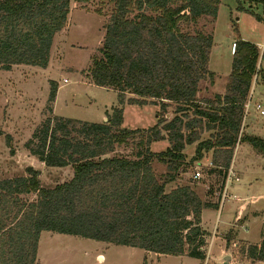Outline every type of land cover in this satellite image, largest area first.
<instances>
[{"label": "trees", "instance_id": "1", "mask_svg": "<svg viewBox=\"0 0 264 264\" xmlns=\"http://www.w3.org/2000/svg\"><path fill=\"white\" fill-rule=\"evenodd\" d=\"M96 1L109 2L114 12L89 75L95 86L117 93L118 106L102 123L54 116L58 84L51 82V115L27 148L47 168L72 167L73 177L44 188L40 173L28 168L27 176L0 180V264H38L43 232L205 260L211 235L202 214L219 206L203 202L190 185L177 184L178 177L212 154L208 176L223 190L238 142L264 156L263 139L240 136L253 83L264 77L261 49L237 40L227 93L202 102L201 82L214 79V38L183 29L205 17L216 19L222 0H0V68L47 69L71 2ZM242 1L264 6V0ZM149 104L165 114H157L155 126L144 133L123 128L126 105ZM171 104L174 117L167 120ZM204 133L210 138L201 140ZM137 136L142 139L135 159L115 155ZM162 141L170 147L153 153L150 146ZM194 144L195 156L186 161L183 153ZM155 159L167 166L162 179L155 175ZM32 195L36 200L27 199ZM241 254L264 263V242L243 247Z\"/></svg>", "mask_w": 264, "mask_h": 264}, {"label": "rangeland", "instance_id": "2", "mask_svg": "<svg viewBox=\"0 0 264 264\" xmlns=\"http://www.w3.org/2000/svg\"><path fill=\"white\" fill-rule=\"evenodd\" d=\"M243 7V10H239ZM114 6L107 1L87 4L71 2V11L65 28L53 42L47 69L33 66H14L10 71L0 68V180L27 176L33 167L40 173L44 188H54L69 181L73 170L47 168L27 148L34 132L51 115L48 110L51 82L58 84L53 115L89 123L107 121L112 108L118 106V95L110 89L97 87L90 79L89 69L99 57L103 47L109 19ZM184 32L206 33L214 36L209 69L221 74L232 68L235 40L260 45V66L264 71V6L252 5L242 0H222L216 19L205 17L191 24ZM231 75V74H230ZM231 76L209 78L200 84L198 94L202 102L224 96ZM131 96L128 95L127 99ZM264 77L253 83L246 104L245 118L240 136L264 140ZM249 107L247 108V106ZM123 128L146 130L157 124V114L164 116L159 105L124 107ZM175 105L171 104L166 119L174 117ZM210 138L204 133L201 140ZM141 136L127 146L117 149L115 155L136 158ZM197 144L185 149L186 161L195 156ZM168 141L153 143V153L165 152ZM143 149V147L141 148ZM212 168V154L206 155L200 165H193L181 172L177 184L190 185L203 202L214 203L219 209L204 210L205 227L210 238L206 259L157 255L144 250L116 246L84 239L43 232L40 237L38 264H264L252 263L243 258V247L260 246L264 242V156L250 144L238 142L230 170L239 182L232 181L227 199L222 203L224 189L215 177L208 176ZM155 175L162 179L167 166L157 159L153 162ZM197 172L200 178H195ZM37 195L28 197L36 200ZM229 258V261H226Z\"/></svg>", "mask_w": 264, "mask_h": 264}, {"label": "built area", "instance_id": "3", "mask_svg": "<svg viewBox=\"0 0 264 264\" xmlns=\"http://www.w3.org/2000/svg\"><path fill=\"white\" fill-rule=\"evenodd\" d=\"M249 107V105L247 106V108ZM256 109L258 111H260V114L262 116H264V110L262 109V105L260 104H257L256 105ZM201 177V173L200 172H197L195 174V178H200ZM232 181H235V182H239V178L236 177V175L234 174V172L232 170H229V173H228V176H227V180H226V183H225V186H224V194H223V197H222V203L227 199V193H228V188H229V185Z\"/></svg>", "mask_w": 264, "mask_h": 264}, {"label": "crops", "instance_id": "4", "mask_svg": "<svg viewBox=\"0 0 264 264\" xmlns=\"http://www.w3.org/2000/svg\"><path fill=\"white\" fill-rule=\"evenodd\" d=\"M213 38H214V36H213ZM237 40H235V42H236ZM256 45H258V44H256ZM235 46V44H233V47ZM259 47H260V45H258ZM234 52V51H233ZM234 54V53H233ZM209 71L213 74V76H214V79H213V82H214V80L216 79V78H218V77H221V76H230V74H231V70L228 72V73H224V74H221V73H218V72H212L210 69H209ZM213 84V83H212ZM114 108V107H113ZM125 110V109H124ZM42 164V163H41ZM70 167V166H69ZM30 168H32V169H34L33 167H30ZM68 168V167H67ZM72 168V167H71ZM35 171H38V170H36V169H34ZM73 170V169H72ZM72 177H73V174H72ZM72 177L70 178V180L72 179ZM39 179H40V177H39ZM69 180V181H70ZM40 181H41V179H40ZM69 181H66V182H69ZM65 183V182H64ZM63 184V183H62ZM58 185H61V184H58ZM207 210H212V209H207ZM202 226H203V228L206 230V231H208L209 232V230L205 227V222H204V211H203V214H202ZM42 235V234H41ZM39 243H40V241H39ZM38 251H39V249H38ZM37 260H38V257H37Z\"/></svg>", "mask_w": 264, "mask_h": 264}, {"label": "water", "instance_id": "5", "mask_svg": "<svg viewBox=\"0 0 264 264\" xmlns=\"http://www.w3.org/2000/svg\"><path fill=\"white\" fill-rule=\"evenodd\" d=\"M226 261H229V258H226Z\"/></svg>", "mask_w": 264, "mask_h": 264}]
</instances>
